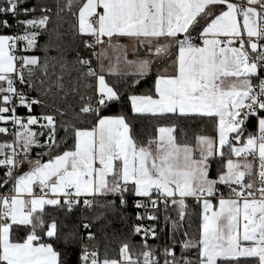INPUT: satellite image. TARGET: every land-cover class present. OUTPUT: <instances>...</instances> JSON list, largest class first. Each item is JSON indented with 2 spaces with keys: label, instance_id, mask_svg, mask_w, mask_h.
<instances>
[{
  "label": "snow or ice",
  "instance_id": "6c2138e0",
  "mask_svg": "<svg viewBox=\"0 0 264 264\" xmlns=\"http://www.w3.org/2000/svg\"><path fill=\"white\" fill-rule=\"evenodd\" d=\"M54 11L78 22L72 60L51 40ZM10 19L23 33L0 34V264H264V0H0V29ZM37 49L43 58L28 54ZM109 50L131 72L105 69ZM154 70L147 94L122 91ZM106 71L134 79L110 85ZM125 99L133 117L210 120L214 136L192 147L177 143L175 126L159 127L142 143L129 116L105 115ZM189 198L198 233L178 238ZM129 199L144 210L130 229L141 242L101 259L90 229ZM77 209L81 223L61 234L57 213L69 220ZM158 212L171 225L162 247L148 243L160 239L155 223H142Z\"/></svg>",
  "mask_w": 264,
  "mask_h": 264
},
{
  "label": "trees",
  "instance_id": "16d2710c",
  "mask_svg": "<svg viewBox=\"0 0 264 264\" xmlns=\"http://www.w3.org/2000/svg\"><path fill=\"white\" fill-rule=\"evenodd\" d=\"M32 4L36 3H46L49 5H53L55 0H31ZM11 19L9 20V22ZM73 25L78 26V22L76 17L72 16L70 13L65 11L61 14V16L57 17L55 15V11L52 17V23L49 24L48 28L51 32L55 29V33L52 35L51 40L53 43L58 44L62 51L66 52L67 59L72 60L75 57L76 50L80 48V37L76 35V29L73 28ZM19 34L23 33V27L19 26ZM11 30L0 29V34H10ZM49 39L48 35H42L39 38V44L42 46L45 42ZM23 44L20 46L22 48ZM31 55H36L43 58L44 52L41 49L33 50L32 52L28 53ZM55 55L56 53H51ZM93 66L96 67V60L93 59ZM155 75V70L153 72V76L146 77L141 80L139 85L134 88H123L122 91L128 92L130 94H147L149 90L152 88L153 79ZM106 81L110 85H117L122 86L124 81L127 80L129 83L134 79L131 75L128 76H121V75H110L105 74ZM31 95L35 96L36 93L33 92ZM67 103L69 105L76 106L78 104L77 99H75L72 95L67 97ZM34 111L39 113L41 109L35 108ZM20 115L25 114L26 110L23 108L18 109ZM123 113L130 117L131 123L134 127V133L137 135L138 140L142 143H147L149 139H156L157 130L159 127H171L175 126L174 136L178 144H188L189 146H195V138L198 135H209L214 136L213 125L210 120H200V119H184V118H176L169 116L168 118H159V117H152V116H132L130 103L125 99L122 103L114 104L110 106L109 109L105 111V115H117ZM249 130L253 131V125L249 126ZM60 135H63V132H60ZM3 139V137H0ZM38 151V149H37ZM33 157H35V151L32 153ZM217 165L213 163L211 168V176L215 177L217 174ZM3 170H0V176H2ZM225 192L226 189H222ZM132 200L129 199L127 206L119 210L117 212H109L106 216V219L100 220L99 222H94L93 227L90 231L95 235V241L90 243V248H94L98 245L99 255L100 258L103 259L105 255L108 258H116L119 259V248L124 242H128L133 245H139L141 242V237L139 235L132 236L130 235V229L133 223H135V215L136 212L139 211L143 214V209H134L132 205ZM188 204V216L185 218L184 221V228L180 230L179 236L182 232L187 229L190 234H197L198 233V225L199 219L198 214L200 209L195 205V202L191 201V198L187 200ZM93 213L88 212L84 213V215L91 216ZM159 216V220L157 222H153L150 220L145 219L142 223L144 227H149L155 223L157 231L160 235L159 240L149 239L148 243L151 245H160L161 247L167 242L168 238V228L171 227L169 224L165 227L164 217L163 214L158 212L156 213ZM173 220H178V214L176 211H171L169 213ZM58 219L61 221V228L60 232L63 234L69 230H75L72 228V225L81 223L80 210H75L71 215L69 220H65L62 214L57 213ZM123 217V218H121ZM87 222V221H85ZM67 223L69 225L68 228H64L62 225ZM191 225L189 228L188 225ZM164 229L163 232L160 229ZM79 234L86 236L87 232L81 227L79 229ZM71 245V242H70ZM56 247L58 249H63L65 245L61 243H57ZM69 251L77 252L78 251V243L76 247L69 246ZM133 253L140 251L139 247L132 249ZM177 253H179V248H177ZM190 256L192 259L196 257V249L190 250ZM75 259V256L73 257ZM218 264H227V262L218 261Z\"/></svg>",
  "mask_w": 264,
  "mask_h": 264
},
{
  "label": "crops",
  "instance_id": "0c3cea01",
  "mask_svg": "<svg viewBox=\"0 0 264 264\" xmlns=\"http://www.w3.org/2000/svg\"><path fill=\"white\" fill-rule=\"evenodd\" d=\"M97 51H99V48H97ZM119 55V53H117V52H113V51H111V50H109V52H108V54H107V58H106V66H107V68H108V66L111 64V65H113L115 68H116V70H117V73H119V72H123V71H128V72H131V69H125V66H124V64H123V62H122V58H121V61L118 63L117 62V56ZM134 57H132V55L130 54V51H129V55H128V59H133ZM96 67H97V61H96ZM97 70H99L98 68H97ZM104 74H108L107 72H105ZM138 116H151V115H148V114H144V115H138ZM34 130H39L38 128H34ZM158 138H159V132H158V130H157V136H156V139L155 140H158ZM28 165H24V167L20 170L21 172H24V171H27L28 170Z\"/></svg>",
  "mask_w": 264,
  "mask_h": 264
},
{
  "label": "built area",
  "instance_id": "2783aa9c",
  "mask_svg": "<svg viewBox=\"0 0 264 264\" xmlns=\"http://www.w3.org/2000/svg\"><path fill=\"white\" fill-rule=\"evenodd\" d=\"M235 2H238V0H235ZM9 23L13 25V28L11 29L12 32L9 35H17V34H19V29H18V26H16V21L11 20ZM18 47H20V44L18 45ZM22 115H24V114H22ZM191 201L194 202L192 199H191Z\"/></svg>",
  "mask_w": 264,
  "mask_h": 264
},
{
  "label": "rangeland",
  "instance_id": "374dc122",
  "mask_svg": "<svg viewBox=\"0 0 264 264\" xmlns=\"http://www.w3.org/2000/svg\"><path fill=\"white\" fill-rule=\"evenodd\" d=\"M22 44H23V43H21L20 46H21ZM22 47H23V46H22ZM107 57H108V56H107ZM107 57H106V58H107ZM106 58H105V60H106ZM105 60H104V65H105V69H107V66H106L107 64H106V61H105ZM106 72H107V71H106Z\"/></svg>",
  "mask_w": 264,
  "mask_h": 264
}]
</instances>
